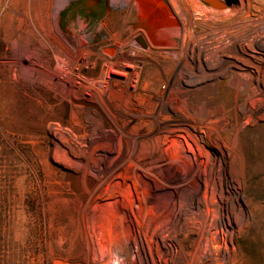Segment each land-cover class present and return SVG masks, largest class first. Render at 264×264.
Instances as JSON below:
<instances>
[{
  "label": "rangeland",
  "instance_id": "374dc122",
  "mask_svg": "<svg viewBox=\"0 0 264 264\" xmlns=\"http://www.w3.org/2000/svg\"><path fill=\"white\" fill-rule=\"evenodd\" d=\"M74 1L0 0V264H113L104 250L114 248L98 238L101 225L94 214L107 195L96 191L89 200L86 180L63 147H75V138L88 143V138L80 139L85 132L162 133L164 125L186 128L170 153H184V163L175 162L186 169L180 181L189 190L182 193L185 211L163 217L167 233L179 228L178 220L183 224L176 237L161 242L163 264H264V115L244 121L240 109L246 91L232 86V74L217 79L211 40L204 35L194 41L198 49L193 55L207 67L194 71L203 84L189 101L186 52L181 53L186 46L181 42L172 39L175 50L163 53L147 40L151 51L134 57L127 56L128 47L118 48L130 40L131 47L149 49L132 41L152 22L141 5L150 0H111L104 17H77L64 29L59 14ZM249 2L253 18L264 16V0ZM204 28L195 26L194 34ZM85 54L91 57L87 65L97 63L83 72L88 81L95 82L103 69L97 58L111 56L138 62V82L135 77L126 82L109 68L106 79L122 83V88L97 84L104 92L96 103L89 100L93 91L84 93V100L70 98L60 64L66 57L80 62ZM114 67L131 71L116 63ZM124 106L129 110H116ZM217 149L225 151V168L218 167ZM205 154L213 162L211 193L197 166H190ZM93 156L104 163L118 154L99 150ZM199 187L203 195L196 201ZM229 220L234 222L231 228Z\"/></svg>",
  "mask_w": 264,
  "mask_h": 264
},
{
  "label": "bare ground",
  "instance_id": "6f19581e",
  "mask_svg": "<svg viewBox=\"0 0 264 264\" xmlns=\"http://www.w3.org/2000/svg\"><path fill=\"white\" fill-rule=\"evenodd\" d=\"M130 4L123 6L127 7ZM141 5L147 10L146 15L149 18L152 17V22L148 23L145 33L154 49L163 53L173 52L176 47L173 45L175 40L186 46L185 49L181 48V53L186 52L187 71L184 81L187 83L189 101H192L193 96L196 95V88L202 83L194 71H204L207 67L200 57L193 55L197 54L195 52L198 49L194 41L203 39L205 35L217 51L215 53L217 79L222 76L226 78L227 75L232 74V86L246 91V97L240 109L244 121L256 120L264 115V16L252 17L249 0H166V4L163 0H150L149 3ZM155 24H157L156 29ZM197 25L206 28L199 34H194ZM209 25H215V28ZM168 26L170 27L167 28ZM132 43L142 47L139 42L132 41ZM130 44L129 40L120 44L118 48L128 47L126 50L129 57L151 51L149 47L147 50H141L131 47ZM108 51L113 53L114 50L108 48ZM189 53L192 54L189 55ZM246 54L249 56L246 57ZM97 59L102 61L103 69L100 76L93 79L95 82L88 81L82 76L84 71L94 70L97 67L95 61H92V65H87L91 61L89 54L82 55L80 62H77L75 57L62 59L60 65L66 72V80L70 88L65 89V95L80 101L84 100L82 96L84 93L93 91L94 94L91 93L89 100L96 103L104 92L97 84L104 85L107 82L109 87L122 88V83L112 81L110 78L106 79L105 74L109 68H114V72L123 76L126 82L134 77V82H138V62L127 63L126 59H113L111 56H100ZM114 63L118 66L130 67L131 71L116 69ZM204 90L207 91L206 85ZM60 102H67L66 98H61ZM188 105L190 102L187 103ZM124 107L125 109L117 108L116 110H129L128 106ZM106 111L112 114L108 106ZM73 122L79 126V119L73 118ZM185 131L184 127L164 125L162 133H120L110 136L108 134L87 135L85 132V136L80 139L88 138V143H82L75 138L73 139L75 147L66 145L63 147L64 151L70 153V159L80 168L81 176L86 180V192H89L86 195L90 194L89 200H92L91 197L96 191L107 195V198L103 200L102 209H98V212L94 214L99 218L101 225L98 238L105 245L114 248L113 252L104 250L113 264H139L142 261L163 264L165 255L160 250L163 251L164 243L161 242L172 236L176 237L183 229V224L178 220L179 228L172 234L167 233L163 217L169 218L167 215L170 212L172 214L173 211L182 214L186 209L183 205L187 200L182 193L189 186L180 181L184 174L181 170L185 169L181 165L184 163L185 155L170 153L172 143L182 141L183 137L180 135ZM99 150L106 152V155L116 153L118 157L102 163L100 158L93 156V152ZM217 151L219 152L218 167L225 168V151L223 149H217ZM176 160L182 163L178 165ZM194 165L198 167H196V173L204 178V185L211 193L213 191L212 159L208 154L200 155L190 166ZM173 183L177 184V187L171 188ZM234 191H237L236 188ZM202 192L199 187L197 196L193 199L197 201L203 195ZM161 218L162 223L159 222ZM233 223L229 220L230 228L234 226ZM156 224L159 226L156 227ZM145 249L148 250V257L144 253Z\"/></svg>",
  "mask_w": 264,
  "mask_h": 264
},
{
  "label": "flooded vegetation",
  "instance_id": "af4514ba",
  "mask_svg": "<svg viewBox=\"0 0 264 264\" xmlns=\"http://www.w3.org/2000/svg\"><path fill=\"white\" fill-rule=\"evenodd\" d=\"M111 0H75L72 3H69L64 9L68 8L67 13L61 20V23L64 25V29L68 25H72L73 21L77 17L85 16L88 19L97 18L100 14L107 15L110 8ZM146 29L139 30L135 39L141 44L142 48L148 47L147 33ZM143 37H142V36Z\"/></svg>",
  "mask_w": 264,
  "mask_h": 264
},
{
  "label": "trees",
  "instance_id": "16d2710c",
  "mask_svg": "<svg viewBox=\"0 0 264 264\" xmlns=\"http://www.w3.org/2000/svg\"><path fill=\"white\" fill-rule=\"evenodd\" d=\"M68 8L64 9L63 11L60 12L59 14V19L60 21L63 19V17L65 16V14L67 13Z\"/></svg>",
  "mask_w": 264,
  "mask_h": 264
},
{
  "label": "built area",
  "instance_id": "2783aa9c",
  "mask_svg": "<svg viewBox=\"0 0 264 264\" xmlns=\"http://www.w3.org/2000/svg\"><path fill=\"white\" fill-rule=\"evenodd\" d=\"M136 42V41H135ZM131 88H132V85H131Z\"/></svg>",
  "mask_w": 264,
  "mask_h": 264
}]
</instances>
